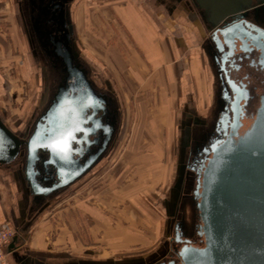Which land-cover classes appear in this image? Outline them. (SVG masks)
Returning a JSON list of instances; mask_svg holds the SVG:
<instances>
[{"label":"rangeland","instance_id":"rangeland-1","mask_svg":"<svg viewBox=\"0 0 264 264\" xmlns=\"http://www.w3.org/2000/svg\"><path fill=\"white\" fill-rule=\"evenodd\" d=\"M112 3L79 0L73 22L94 83L102 87L108 82L118 94L123 117L116 143L107 158L19 234L18 251L131 262L148 259L165 238L162 201L174 174L179 112L189 96L201 113L206 110V72L200 50L192 48L193 34L180 31L174 23L166 24L170 29L166 28L165 39H152L162 45L153 48L159 54L137 55L128 49L123 55L126 39H120L124 49L113 54L115 34L121 35L125 27L116 19ZM14 16V7L0 8V116L11 131L24 127L53 81L49 69L35 66ZM194 58L200 67L191 69ZM3 173L15 177L19 189L17 175ZM19 196L26 205L22 208L26 220L28 200L22 199L20 189ZM14 229L19 231L20 225Z\"/></svg>","mask_w":264,"mask_h":264},{"label":"flooded vegetation","instance_id":"flooded-vegetation-1","mask_svg":"<svg viewBox=\"0 0 264 264\" xmlns=\"http://www.w3.org/2000/svg\"><path fill=\"white\" fill-rule=\"evenodd\" d=\"M143 1L148 0H133L140 6H143ZM151 2L156 7H162L165 17L175 19L174 26H177L176 20L183 17L197 27V39L192 48L201 52L208 84L204 112L199 111L195 100L190 96L179 112L174 174L162 201L165 238L148 259L133 263L177 264L181 260L178 254L183 247H203L202 223L196 204L199 201L203 173L211 158L209 148L219 140L226 141L234 128L243 130L248 127L261 100H264V3H258V0H227L231 4L223 11H228L227 14L222 15L219 24L213 27L212 21L217 17L201 9L198 0ZM77 3L79 0H14V17L20 34L32 53L34 64L39 68L49 69L54 82H51L50 91L45 98H40L24 127L12 132L20 141H25L48 106L57 85L62 82L61 77L64 75L60 72L61 60L54 55V43L61 41L60 47L63 49L66 44L72 54H76L73 64L85 69L95 92L105 100L103 109L97 107L94 114L92 111L86 113L84 131L76 134V141L73 143L77 154H82L81 162L88 154H100L94 168L111 153L121 129L123 114L118 94L112 85L104 82L102 87H98L91 78V68L89 69L80 51L82 48L75 38L73 14ZM243 5L249 7L235 13ZM194 62L200 67L198 60ZM0 119L3 121L1 116ZM86 146H89L87 153L84 150ZM25 153V147H20L14 160L0 169L17 177H25ZM40 156L45 158L44 155ZM39 168L41 174L37 177L38 182L48 187L55 184L54 175L44 173L42 167ZM24 184L23 188L29 193L31 186H27L26 182ZM68 188L69 186L45 197L29 193L27 219L23 220L19 231L25 233L35 217ZM19 189L26 202L20 185ZM35 189L38 188L35 186ZM23 207H26L25 203ZM11 258L13 264H28L26 251H17Z\"/></svg>","mask_w":264,"mask_h":264},{"label":"water","instance_id":"water-1","mask_svg":"<svg viewBox=\"0 0 264 264\" xmlns=\"http://www.w3.org/2000/svg\"><path fill=\"white\" fill-rule=\"evenodd\" d=\"M198 2L206 13L217 17L213 27L227 14L224 9L231 6L227 0ZM248 7H239L235 13ZM60 46L61 41L54 43V55L61 60L63 80L33 132L22 142L0 119V168L14 160L20 147H25V177L19 176L18 182L26 202L29 193L45 197L70 187L93 168L100 156L88 154L81 162L82 154H77L73 143L76 134L84 131L86 113L94 114L97 107L103 109L105 100L95 92L85 69L73 64L76 54L66 44L63 49ZM55 141H66V148L53 149L49 145ZM84 150L87 153L89 146ZM208 153L211 158L196 204L203 247H183L177 264H264V100L248 127L234 128L226 141L214 143ZM39 166L44 173L54 175L55 184L48 187L38 182ZM25 182L31 186L29 193L23 188ZM14 231L16 236L6 249L10 257L20 249L22 241L21 232Z\"/></svg>","mask_w":264,"mask_h":264},{"label":"crops","instance_id":"crops-1","mask_svg":"<svg viewBox=\"0 0 264 264\" xmlns=\"http://www.w3.org/2000/svg\"><path fill=\"white\" fill-rule=\"evenodd\" d=\"M150 5L140 6L129 0H116L114 3L109 6L112 7L113 12L115 13L116 19L120 20L125 29L121 30L122 34H115L116 41L115 45L110 46L113 54H119L120 49L123 50V55L128 54V49L134 51V54H159L154 51L153 48L161 49L162 45L159 43L156 45L152 39H165L166 34L168 35V30H166L167 23H174L175 19H166L165 12L162 7H156L151 2L152 0H148ZM14 0H0V8L9 7L10 10L13 7ZM102 5V3H100ZM99 4V5H100ZM98 5V6H99ZM100 5V6H101ZM95 6V5H94ZM175 14V13H174ZM180 12H177L179 15ZM173 16V15H172ZM114 19V18H113ZM115 19V20H116ZM185 19V18H183ZM177 26L180 31H185L189 36L193 34L192 37V47L194 46V39L197 32V27L193 24H190L188 20H176ZM116 20V24H117ZM187 22V24H185ZM120 23V22H119ZM118 23V24H119ZM179 24V25H178ZM170 29V28H169ZM129 31L131 34L127 35ZM124 33V34H123ZM195 34V35H194ZM156 36V37H155ZM195 36V37H194ZM120 39L123 41L124 39L128 40V43H125V47L122 46L123 42H120ZM124 47V48H123ZM191 59V58H190ZM195 60V58H194ZM153 61V60H152ZM156 60L153 62L155 63ZM179 61H176V63ZM194 62V61H193ZM198 67V63L194 62L191 64V69H195ZM21 72L24 73V69H20ZM195 71V70H193ZM192 71V72H193ZM193 75V74H191ZM1 93V89H0ZM23 206L20 203L19 189L17 186L16 178L12 175L7 176L4 175L2 170L0 169V226L2 224L7 223L11 228H15V226L21 225L24 213ZM13 226V227H12ZM13 228V229H14ZM30 228V226L28 227ZM32 230L29 231V238ZM29 240H27L28 242ZM45 252V251H44ZM48 252H41L39 250L29 249L26 252L27 254V262L28 264H129L136 261L128 262L127 260L120 261H101V260H88L83 259L80 256L75 258H70L68 255H60L52 256L51 254H46ZM59 259H53V258ZM10 262L12 263V258L9 257ZM52 260V261H51ZM55 260V261H53ZM13 264V263H12Z\"/></svg>","mask_w":264,"mask_h":264},{"label":"built area","instance_id":"built-area-1","mask_svg":"<svg viewBox=\"0 0 264 264\" xmlns=\"http://www.w3.org/2000/svg\"><path fill=\"white\" fill-rule=\"evenodd\" d=\"M14 229L7 223L0 226V264H12L8 258L6 249L14 237Z\"/></svg>","mask_w":264,"mask_h":264},{"label":"snow or ice","instance_id":"snow-or-ice-1","mask_svg":"<svg viewBox=\"0 0 264 264\" xmlns=\"http://www.w3.org/2000/svg\"><path fill=\"white\" fill-rule=\"evenodd\" d=\"M49 146L52 147L53 149L63 150L64 148H66V141H55Z\"/></svg>","mask_w":264,"mask_h":264}]
</instances>
